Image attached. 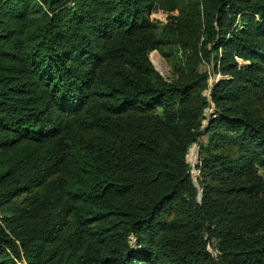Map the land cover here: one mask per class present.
I'll return each mask as SVG.
<instances>
[{"label": "trees", "instance_id": "obj_1", "mask_svg": "<svg viewBox=\"0 0 264 264\" xmlns=\"http://www.w3.org/2000/svg\"><path fill=\"white\" fill-rule=\"evenodd\" d=\"M263 101L264 0H0V264H264Z\"/></svg>", "mask_w": 264, "mask_h": 264}, {"label": "rangeland", "instance_id": "obj_2", "mask_svg": "<svg viewBox=\"0 0 264 264\" xmlns=\"http://www.w3.org/2000/svg\"><path fill=\"white\" fill-rule=\"evenodd\" d=\"M154 18H157L159 20V25L164 22V16L160 11L154 12L152 15ZM175 56L174 47L168 44L161 45L157 50H153L149 53V60L154 68V70L163 78L167 79L169 78L172 70V62L173 57ZM199 69L201 71H205L208 74V84L215 81L218 78V75H212L210 71V65L207 62H201L199 65ZM207 89H203L201 91V94L204 97H207ZM258 108H261L264 110V101L257 105ZM212 111L211 104H209V107H205L203 111L204 119L202 120V125L204 126L206 124V118L207 115ZM197 155H198V148L196 144L190 145L188 148V151L185 155V161L188 163L190 168V174L191 178L195 182V179L197 177ZM21 197H17L12 199L13 202L17 203L20 200Z\"/></svg>", "mask_w": 264, "mask_h": 264}, {"label": "water", "instance_id": "obj_3", "mask_svg": "<svg viewBox=\"0 0 264 264\" xmlns=\"http://www.w3.org/2000/svg\"><path fill=\"white\" fill-rule=\"evenodd\" d=\"M191 181H192L193 185H195V182L193 181L192 178H191ZM197 200H199V193H198V195H197Z\"/></svg>", "mask_w": 264, "mask_h": 264}, {"label": "built area", "instance_id": "obj_4", "mask_svg": "<svg viewBox=\"0 0 264 264\" xmlns=\"http://www.w3.org/2000/svg\"><path fill=\"white\" fill-rule=\"evenodd\" d=\"M0 218H1V213H0Z\"/></svg>", "mask_w": 264, "mask_h": 264}]
</instances>
